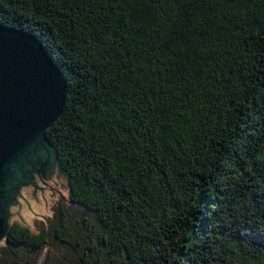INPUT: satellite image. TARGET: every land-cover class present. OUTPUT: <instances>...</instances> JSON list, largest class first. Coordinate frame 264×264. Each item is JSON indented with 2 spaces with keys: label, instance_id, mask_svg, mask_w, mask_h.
<instances>
[{
  "label": "trees",
  "instance_id": "obj_1",
  "mask_svg": "<svg viewBox=\"0 0 264 264\" xmlns=\"http://www.w3.org/2000/svg\"><path fill=\"white\" fill-rule=\"evenodd\" d=\"M66 78L67 197L0 264H264V0H0Z\"/></svg>",
  "mask_w": 264,
  "mask_h": 264
},
{
  "label": "water",
  "instance_id": "obj_2",
  "mask_svg": "<svg viewBox=\"0 0 264 264\" xmlns=\"http://www.w3.org/2000/svg\"><path fill=\"white\" fill-rule=\"evenodd\" d=\"M65 95L66 78L40 39L0 22V241L16 187H37L30 176L35 165L47 179L54 173L57 150L46 129L61 115Z\"/></svg>",
  "mask_w": 264,
  "mask_h": 264
},
{
  "label": "rangeland",
  "instance_id": "obj_3",
  "mask_svg": "<svg viewBox=\"0 0 264 264\" xmlns=\"http://www.w3.org/2000/svg\"><path fill=\"white\" fill-rule=\"evenodd\" d=\"M38 167L39 165H35L33 170L30 171V174L32 173V176H34L33 178L35 179V180H32L31 182L36 184L37 187H40L38 188V192L35 195L37 201L34 195L31 196V193H32L31 187H29L28 185L24 183V185L21 186V194L26 196V197L24 196L22 197L28 202L30 209L28 207L27 202L22 197H20V195H18L19 197L17 198L18 202H14V205L11 206L10 208L11 212L8 211V215L13 214L10 217V220L19 219L21 221H24V223L28 224L32 229H36L37 227L36 220H38V218L40 219L41 217H44L46 215L50 216L54 213V208H52V206L56 203L57 200H61L62 196L66 198L67 192H68L67 184H66L64 176L61 174H58L56 171L57 166L55 167L54 173L50 176L49 179L40 175L41 177H43V179H45V181L50 182V184L54 186L52 190L48 189L47 191L43 192L42 184H39L40 183L39 176L37 175ZM34 181H37V182H34ZM28 183L31 184L30 182ZM37 187L35 188V186L33 185V189H35V191ZM41 189H42V192L45 194V196H47L48 198V204H46V206L44 204ZM15 212H18L22 219ZM34 213L37 215H35Z\"/></svg>",
  "mask_w": 264,
  "mask_h": 264
},
{
  "label": "flooded vegetation",
  "instance_id": "obj_4",
  "mask_svg": "<svg viewBox=\"0 0 264 264\" xmlns=\"http://www.w3.org/2000/svg\"><path fill=\"white\" fill-rule=\"evenodd\" d=\"M43 171H45V170H43ZM43 171L38 170V171H37V175L39 176V181H40L39 184H42L43 192H45V191H47L48 189L52 190V188H54V186L51 185L50 182L45 181V179H43V177L40 176V174L43 173ZM30 175L32 176V173H31ZM43 176H44V175H43ZM33 177H34V176H32V178H33ZM44 177H45V176H44ZM32 178H31V179H32ZM32 180H35V179L33 178ZM34 182H37V181H34ZM25 184L28 185L29 187H31V190H32L31 196L37 194V192H38V188L36 189V191H34V189H33V185H31V184H29V183H25ZM22 185H24V183L21 184V185H19V186H17L16 189L14 190V192H13L14 201H13L12 203H10V205H9V207H8V211H10V208H11V206L14 205V202H18V199H17V198H19V197H18V194H20V197H21V196L26 197L25 195L21 194V186H22ZM43 192H42L43 200H44V204L46 205V204H48V198H47V196H45V194H44ZM10 212H11V211H10Z\"/></svg>",
  "mask_w": 264,
  "mask_h": 264
}]
</instances>
